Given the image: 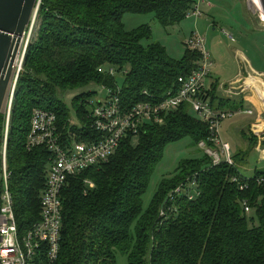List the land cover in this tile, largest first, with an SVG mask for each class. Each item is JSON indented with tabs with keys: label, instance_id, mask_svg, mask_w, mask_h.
I'll return each mask as SVG.
<instances>
[{
	"label": "trees",
	"instance_id": "trees-1",
	"mask_svg": "<svg viewBox=\"0 0 264 264\" xmlns=\"http://www.w3.org/2000/svg\"><path fill=\"white\" fill-rule=\"evenodd\" d=\"M193 7L189 0L40 1L17 81L7 146L10 190L21 230L40 218L39 195L50 161L47 148L27 149L33 110L54 111L63 139L70 133L87 139L93 133L92 93L73 98L77 123L71 122L64 94L93 83L117 89V77L99 72L100 68L112 66L124 73L121 94L128 108L147 100L144 91L156 97L176 91L179 78L193 73L201 54L186 45L184 56L175 59L161 43H143L152 38L150 25L127 30L123 18L127 13H154L169 27L184 21ZM219 85L214 80L204 94L212 108L234 112L244 108L240 97L218 96ZM190 110L183 103L163 124L148 125L136 136V145L129 137L108 163L67 179L56 264H119V256L127 257L128 264H264V185L256 181L264 171L243 176L236 163L243 151L232 157L235 162L217 166L207 154L183 160L173 176L161 181L144 210L143 196L169 144L189 136L196 146L200 141L213 146L208 123ZM4 119L1 114L0 139ZM249 140L254 146L258 138L251 132ZM233 176H241V182L233 181ZM194 177L199 196L181 198L177 211L162 217L170 192ZM242 184L247 187L241 189ZM244 199L249 200V213L242 206Z\"/></svg>",
	"mask_w": 264,
	"mask_h": 264
},
{
	"label": "built area",
	"instance_id": "built-area-1",
	"mask_svg": "<svg viewBox=\"0 0 264 264\" xmlns=\"http://www.w3.org/2000/svg\"><path fill=\"white\" fill-rule=\"evenodd\" d=\"M203 2L204 0H199L187 14V18L200 17L202 15L200 3ZM36 18L37 13L27 28L28 37L25 35L27 41L23 52L20 51L15 62L14 78L4 108L7 117L0 158V264H56L61 251L63 191L67 179L89 168H97L108 163L125 139L138 136L148 125L163 124L169 112L179 108L183 103L189 104L197 117L208 123L209 141L213 143V146L200 141L199 147L211 157L213 165L233 162L228 149L223 144L220 129L222 122L232 117L235 112L216 110L211 107L209 101L204 99L213 63L204 38L195 33L187 45L198 51L201 58L197 68L189 77L179 78V89L176 91L170 89L160 97L144 91V95L148 97L147 100L137 102L128 108L123 105L121 88L118 86L117 89L109 88L107 99L101 100L98 104L90 103V128L92 134H97V137L91 134L87 139H83L81 136L77 138L75 133H70L69 138L63 139L58 132L57 115L54 111L43 108L33 110L27 149L31 151L40 146L47 148L50 161L46 186L39 195L40 218L27 229L21 230L15 212V198L10 190L11 173L8 169L7 146L17 81L23 68L27 45ZM18 61H20L19 65ZM99 72H107L116 77L118 73H122L112 66L100 68ZM232 180L240 183L242 179L241 176H233ZM256 181L264 185V176H258ZM86 182L91 187L94 186L93 182ZM245 187H247L246 184L240 186L241 189ZM199 194L200 189L196 178H188L186 182L170 192L162 205L160 215L167 218L170 214L169 210L177 211L178 200L183 197L193 200ZM242 206L245 212H251L248 199L243 200Z\"/></svg>",
	"mask_w": 264,
	"mask_h": 264
},
{
	"label": "rangeland",
	"instance_id": "rangeland-1",
	"mask_svg": "<svg viewBox=\"0 0 264 264\" xmlns=\"http://www.w3.org/2000/svg\"><path fill=\"white\" fill-rule=\"evenodd\" d=\"M189 1L194 6L199 2V0ZM209 3L219 5L218 9L216 10L217 7L213 8L215 10L210 12ZM250 3L251 6L254 5V2ZM258 5L261 6L260 1ZM254 8L255 12L264 15L262 7L257 9L254 6ZM200 9L202 11L200 17L186 18L181 23L169 27H164L160 24L154 13H127L124 15L123 22L127 30H133L146 24L150 25L152 38L143 41V43L159 42L167 49L169 55L175 59H181L184 56L187 49L186 45L193 34H199L205 40L210 60L213 63L211 74L214 77L218 76L220 78V84L225 83V80L249 66L248 61L236 49H240L242 53H245L247 58H252L253 60L258 59L259 61L264 59V25L255 24L252 22L253 19H249V12H253V10L250 8L247 0H204L203 3H200ZM236 20L238 23L233 22ZM35 28L36 22L33 31ZM26 40L27 38H25L24 44H22L21 52H23ZM124 79L123 73L117 74V81L120 88L123 86ZM219 90L218 88L217 94L221 95ZM83 92H91L92 104H98L101 100L108 98L109 87L93 83L64 94V100L72 113L71 122L74 121L77 123L73 98ZM247 94L257 101L258 106L262 110V122H264V106L258 99L255 91L250 87ZM190 113L197 116L192 109ZM3 115L5 117V123L7 112L3 111ZM246 119L248 120L246 121ZM251 119L252 116L247 114L243 116L234 114L222 122L220 129L221 138L225 142L231 158L234 154L232 155L227 142H229L231 147L236 143L240 144L238 152L243 151L244 154L239 156L240 158L236 160V163L240 173L245 177H251L257 171H264V152L254 149L258 141L255 143V146H252L249 140L251 136L249 127ZM240 121H246V123L240 126ZM4 128L5 124L1 132L0 158L3 150ZM261 132L264 134V130H261ZM138 141L139 138L134 137L132 144L136 145ZM204 155L205 151L199 145L196 146L189 136L169 144L165 148L163 159L158 164L150 180L147 192L143 196L144 210L150 206L161 181L164 178L173 176L183 160L200 159ZM233 160L235 162V158ZM118 263L128 264V258L119 256Z\"/></svg>",
	"mask_w": 264,
	"mask_h": 264
},
{
	"label": "crops",
	"instance_id": "crops-1",
	"mask_svg": "<svg viewBox=\"0 0 264 264\" xmlns=\"http://www.w3.org/2000/svg\"><path fill=\"white\" fill-rule=\"evenodd\" d=\"M247 2L250 8L253 10V12H249L250 13L249 19H253L252 22H254L255 24H259L261 26L264 25V15L262 13H257L254 11L255 9L254 6H256L257 9L261 8V6L258 5L259 2L255 3L254 0H247ZM250 2H254V5L251 6ZM208 6L211 12L215 10L213 8L217 7L216 8L217 10L219 5L217 6V5H213L212 3H209ZM233 22L238 23L237 20ZM236 51H238L248 61L249 66L243 68L242 70L238 71L234 76L225 80L226 81V82L224 81L225 83H221L219 85V89H220L219 91L221 92V95L218 96L225 98H234V99L235 98L237 99L239 97L241 98V101H243L244 108L240 109L238 112H235V115L238 114L240 116H243L247 114L252 116V119L250 120L249 123V127L251 132L254 133L258 138V144L256 146L254 145L255 146L254 149L257 151L259 150L261 152H264V134H262L261 132V130H264V122H262L263 121L262 110L258 106L257 101L254 100L249 94H247L248 90L251 87L255 91L262 105L264 106V59L261 61H259L258 59L253 60L252 58H247V55L245 53H242L240 49H236ZM214 80L219 81L220 78L218 76L214 77L211 74L207 81V88L211 87V84L213 83ZM250 111H252V113H250ZM247 120L248 119H246V121ZM246 121H240L241 123L240 126H242V124H245ZM223 144H225L224 141ZM227 144L230 147L232 155L233 154L236 155L237 153H239L238 149L240 147L239 146L240 144L236 143L232 147L229 144V142H227Z\"/></svg>",
	"mask_w": 264,
	"mask_h": 264
},
{
	"label": "water",
	"instance_id": "water-1",
	"mask_svg": "<svg viewBox=\"0 0 264 264\" xmlns=\"http://www.w3.org/2000/svg\"><path fill=\"white\" fill-rule=\"evenodd\" d=\"M41 0H0V117L6 106L27 28ZM264 12V0H259Z\"/></svg>",
	"mask_w": 264,
	"mask_h": 264
},
{
	"label": "bare ground",
	"instance_id": "bare-ground-1",
	"mask_svg": "<svg viewBox=\"0 0 264 264\" xmlns=\"http://www.w3.org/2000/svg\"><path fill=\"white\" fill-rule=\"evenodd\" d=\"M254 1H255V3H258L259 2V0H254ZM26 36L28 37V35H26ZM19 63H20V61H18V65H19Z\"/></svg>",
	"mask_w": 264,
	"mask_h": 264
}]
</instances>
